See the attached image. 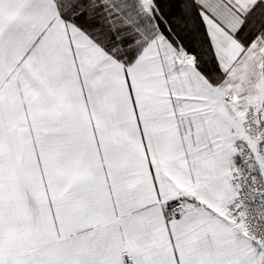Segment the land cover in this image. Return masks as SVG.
I'll return each instance as SVG.
<instances>
[{
    "label": "snow or ice",
    "instance_id": "1",
    "mask_svg": "<svg viewBox=\"0 0 264 264\" xmlns=\"http://www.w3.org/2000/svg\"><path fill=\"white\" fill-rule=\"evenodd\" d=\"M0 264H264V0H0Z\"/></svg>",
    "mask_w": 264,
    "mask_h": 264
}]
</instances>
